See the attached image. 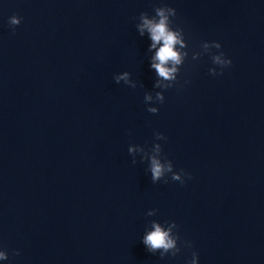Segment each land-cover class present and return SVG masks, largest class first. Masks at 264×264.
<instances>
[{"label": "water", "instance_id": "1", "mask_svg": "<svg viewBox=\"0 0 264 264\" xmlns=\"http://www.w3.org/2000/svg\"><path fill=\"white\" fill-rule=\"evenodd\" d=\"M164 6L188 53L167 91L159 45L136 27ZM205 42L232 60L223 75ZM124 72L135 88L115 82ZM157 143L192 179L152 182L139 149ZM170 222L181 252H150L144 236ZM0 252V264H189L193 252L264 264V0H0Z\"/></svg>", "mask_w": 264, "mask_h": 264}, {"label": "clouds", "instance_id": "2", "mask_svg": "<svg viewBox=\"0 0 264 264\" xmlns=\"http://www.w3.org/2000/svg\"><path fill=\"white\" fill-rule=\"evenodd\" d=\"M156 15L149 18L147 12L141 13L139 16L140 23L137 24L138 32L141 36L145 35V32L149 34V38L152 41L151 49H158L156 50L155 56L152 58L151 67L155 69L156 73L160 78L165 81H170L171 83L168 84L165 88V91L174 87L178 81V76L180 75V69L184 65L185 60L188 56V53H181L177 50L176 46L180 45L181 48L184 47L183 39H182V29H173L172 18L177 16V11L171 7H157L155 8ZM171 17V19H170ZM22 22V18L18 16H13L9 20L10 26L15 28L19 26ZM203 48L207 52V54L211 55V59L214 65L220 67L221 71L218 73L216 68L209 69V72L212 76L216 75H223V69L228 68L232 65V60L226 58L225 53L219 51V54H214L209 51L210 48H214L216 50H220L222 45L217 42H212L210 45L205 42ZM197 57L194 56L193 59ZM115 82L117 84L120 81H124L126 84H130L131 88H135L136 85L133 84L129 79V73L124 72L122 75H116L114 77ZM156 87L159 88L160 84L157 82ZM156 99L158 103H164L165 96L161 92L156 93ZM152 96L146 95L145 102H151ZM150 113L158 114L159 109L156 107H149L147 109ZM157 140H166L167 138L161 134L156 133ZM137 148L129 147V153L137 152ZM139 151L145 152V158L150 160V168L149 171L151 173V179L153 183H158L161 180H164L167 183L166 177L171 174L172 181H178L181 184L185 183V176H188L183 170L180 173L174 171V165L172 161L168 160L166 157L162 158V146L161 144L157 143L151 149V155L145 151L144 148H140ZM164 161L163 163L161 161ZM135 160L133 163L135 164ZM188 179H192L191 176H188ZM156 211H149L148 215H154ZM170 228L165 231L158 223H153L154 231L147 233L143 238V244L147 247L150 252H155L158 249H163L165 253L169 250H173L172 256L175 257L181 252V248H177V240H180V236L177 235L176 238L171 236L172 228H178V225L175 222H170ZM185 246L191 247L192 245L185 241ZM19 255V252L15 253ZM164 254H161V258H164ZM0 259L8 260V254L5 252H0ZM189 264H199V256L198 253H192V259Z\"/></svg>", "mask_w": 264, "mask_h": 264}]
</instances>
